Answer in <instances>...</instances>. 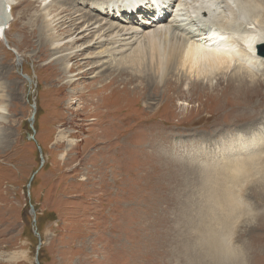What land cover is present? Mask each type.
<instances>
[{
  "label": "rangeland",
  "instance_id": "obj_1",
  "mask_svg": "<svg viewBox=\"0 0 264 264\" xmlns=\"http://www.w3.org/2000/svg\"><path fill=\"white\" fill-rule=\"evenodd\" d=\"M12 1L0 37V264H264L263 68L247 69L258 83L233 69L228 90L222 75L203 89L148 55L137 81L111 69L106 84L90 73L66 84L57 55L40 50L45 2ZM260 151L227 219L213 207L226 169Z\"/></svg>",
  "mask_w": 264,
  "mask_h": 264
},
{
  "label": "bare ground",
  "instance_id": "obj_2",
  "mask_svg": "<svg viewBox=\"0 0 264 264\" xmlns=\"http://www.w3.org/2000/svg\"><path fill=\"white\" fill-rule=\"evenodd\" d=\"M43 1L45 3L39 10L40 18L38 17L42 46L40 50L47 47L46 51L57 55L51 62L54 65L61 64L66 84H72L75 78H82L89 73L91 77L100 79L105 70L111 69L116 73L115 76H130L129 79L119 81L124 85L126 81H137L141 74L146 73L144 69L139 70L141 60L146 59L148 55L150 60L153 59L151 50L157 54L159 52L157 60H148L154 64L151 65L153 69L155 67L161 71L168 63L167 72L175 71L176 80L191 79L192 85L201 84L203 89L204 83L209 88L218 87L220 79L217 77L222 75V78H226L224 89L228 90L234 79L236 80L233 69L241 73L246 71L251 77V83L257 79L258 73L249 72L250 68L260 71L263 68L264 71V55L260 49L264 45V0H73V6H76L73 12H66V7L61 4L62 0ZM12 3V0H0L1 38L6 34ZM156 4L158 8L161 6L159 13ZM52 6L55 7L53 14L47 13ZM135 12L137 16L134 18ZM136 18L143 22L140 24L142 28L134 26L133 23L128 24ZM65 24L67 25L64 26ZM60 27L66 28L64 37L61 36L62 33L57 34V28ZM79 41L80 44H77ZM145 44H155L157 48H150L149 54L145 55L142 53L146 48ZM85 64L90 67L84 69ZM79 65L82 69L72 73V69ZM129 69L133 72L126 74ZM170 77L169 74L166 75L167 79ZM147 79L153 83L152 77L147 76ZM214 79L217 80L214 82ZM113 80L115 79H111V84L116 83ZM103 81H106V78L100 79V82ZM4 110V104L0 103V120L5 117ZM262 136L264 142V135ZM58 138L63 141L64 134H59ZM249 147L245 145V150ZM261 153L253 152L241 160L238 159V154L239 157L232 161L234 166L226 167L228 179H222V183L220 182L218 202L214 199L213 207L216 208L219 203L223 207L220 213L227 219L234 211L240 210L241 205V198L236 196L233 188L240 178L252 172L254 163L260 161ZM223 220L220 222L225 225ZM225 238L229 240L227 235ZM225 243L229 248V242Z\"/></svg>",
  "mask_w": 264,
  "mask_h": 264
},
{
  "label": "water",
  "instance_id": "obj_3",
  "mask_svg": "<svg viewBox=\"0 0 264 264\" xmlns=\"http://www.w3.org/2000/svg\"><path fill=\"white\" fill-rule=\"evenodd\" d=\"M263 49H264V45H263ZM262 54L264 55V51L262 52ZM33 107H34V105H33ZM33 117H34V112L31 114V116H30V120L32 121L33 120ZM29 137L30 138H33V136L32 135H29ZM43 163V161L41 160L40 161V164H42ZM31 182V181H30ZM30 182L28 183V185L30 184Z\"/></svg>",
  "mask_w": 264,
  "mask_h": 264
}]
</instances>
